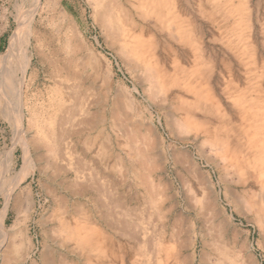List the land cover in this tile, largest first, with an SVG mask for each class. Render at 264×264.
Listing matches in <instances>:
<instances>
[{"label": "bare ground", "instance_id": "bare-ground-1", "mask_svg": "<svg viewBox=\"0 0 264 264\" xmlns=\"http://www.w3.org/2000/svg\"><path fill=\"white\" fill-rule=\"evenodd\" d=\"M91 1L94 3V17L104 27L107 36L114 39V45L121 47L122 56L129 60L131 64L136 65L135 68L142 72L146 82L149 84L148 90H150L151 99H154L155 102L166 101L169 104L170 112L166 116L172 137V166L182 180L183 187L188 193V200L195 207L199 206V215L202 216L201 212L207 211L212 218L217 215V217H223L221 211L216 208L217 200L222 194L217 185H220L221 188L224 187L227 203L229 205L236 203L235 206H237L239 196L237 191L225 181L227 176H232L238 183L243 185L252 182L264 188V105L261 100L247 97V94L244 92L245 89H241V92L235 95L237 88L236 84H233L235 81L234 73L224 62H222L221 66L211 64L213 66L209 68L213 72L212 75L215 72L217 73L215 87L209 82L212 75H208L206 79L201 80L203 84L197 83L199 80L194 83L198 77L197 74H199L197 63L189 67L185 66L186 64L182 62L184 60L179 62L180 59L178 58H181L179 51L170 47L171 50L175 51V54L169 70L161 65L160 57L157 56L156 58L155 56L158 52L157 45L159 44L154 41L156 34L153 37L145 39L146 30L148 32L150 30H160L149 26L148 21L152 17L157 21L162 30L170 31L169 37L171 39L182 43L183 47L181 49L183 50L184 48L188 51L183 50V54L201 53V49L198 48L192 38L191 30H195L192 27L194 24L191 25L189 19L182 17V14H180L184 12V3L185 11H187L186 5L190 4L191 0H179L178 2L176 0H86L85 4L89 5ZM214 1L219 2V0ZM234 1L225 0L229 16H232L231 6L234 4ZM32 3V9L28 11L27 22H21L22 24L17 26L11 36L9 41L10 49L2 55L0 67V97L4 94L9 97L13 96L12 102L14 101L13 106H15L13 108L14 123L16 122L18 125L19 131L23 129L25 121L23 109H26L29 113L27 128L35 130V135L32 136V139L29 138L30 141H27V139L23 140V137L21 140V142H24V165L22 166L21 178H25L27 173L28 175L30 173L34 174L36 171H39L38 169L41 170L31 149L32 145L37 148L44 147L52 156H55L54 154H58L59 156L64 151L66 154L69 153L70 155L71 153L75 156L79 154V150L77 149V145L72 143L71 138L77 136L78 141L83 140L86 145L89 144L93 148V140H89L91 135L90 131L88 132L89 128L87 125L93 126L96 119L103 120L96 114L92 115L93 112H91L94 110L97 113H101L97 111L100 108L93 105L90 100V90L93 88L92 84L94 82L91 81V74L87 70L91 66V70L96 72L95 76L102 75L105 68L101 64V59L91 52L85 40L80 36L81 34L79 35L77 32L78 25L76 26L72 14L69 15L67 12L60 11L59 8L55 7L53 0H46L45 3H43V0H33ZM234 8L241 12L244 28L245 30H249L247 1L241 0ZM46 11L51 12L54 18L55 16L57 17V26L60 25L62 28L66 26V30L53 31L49 30L51 28L47 29L43 27L41 19L44 18L42 16L43 13H47ZM86 12V10L82 11V16L86 17ZM185 14L187 15V12ZM38 16L39 21L37 20ZM213 20L215 22L211 23L216 25V18ZM25 24L27 31L25 34L22 33L24 35H22L23 39L20 41V43L22 42V54L19 58L20 61L18 63L15 61L18 65L16 66L14 63L16 66L14 67L12 65L14 58H12L11 53H13V49L19 43V39H21L19 36L20 30ZM227 47L234 53L231 43H228ZM78 52L82 53L84 58L79 70L75 59V55ZM34 61L36 62L34 63ZM33 66L36 68L34 69ZM42 66L45 68L48 66L51 69V80H53V89L51 87V90L48 91V108L46 110L48 112H44L45 114L40 111L44 108L41 105L43 103L39 101L42 100L41 98L29 103H24L26 101H23L24 96L30 89H33L37 82L39 76L38 67ZM30 72L31 76L29 77ZM237 79L240 81L239 78ZM222 81H224L225 88L222 89V95L220 94L219 98L216 92L220 89L219 85ZM38 93L39 91L34 95L36 98L40 95ZM125 99L127 100L125 91L123 94L116 93L114 103L122 106L123 103L127 102ZM68 102L72 103L69 106L71 108L67 107L68 109H66V105L69 104ZM132 103L135 104V101ZM98 104L101 105V102L98 101ZM113 114L114 119L120 120V111H116ZM123 125L125 126L126 124L124 123ZM125 128L128 127L125 126ZM151 131L150 129L149 134L147 133L146 136H142L140 131L131 128L130 125L124 136H127L129 140L126 144L128 148L127 156L130 161L128 172L136 180L141 170L144 171L141 183L154 199L159 197L161 192L155 194L157 186L151 179L152 169L150 168L148 157L150 150L157 144V139ZM101 135L98 134L96 136L99 137ZM96 136L95 138H98ZM190 137H192L191 141L195 144L201 141L202 146H198V157L206 159L207 163L212 167L213 175L221 174L219 161L224 164L221 169L225 171V179L218 178V183L215 184L210 172H204L197 162H192L190 154L181 146L189 141ZM90 138L94 137L91 136ZM117 144L119 147L121 146L120 143L117 142ZM60 147H62L61 152L58 150ZM101 150L105 152L104 154L107 157H105L106 159L103 163L105 168L108 169L110 164H112L111 167L119 163L123 164L125 160L124 156L118 153L111 143L107 142L102 146ZM80 153H82V157L79 154L76 159H73L76 161L74 162V168H72L73 164L71 165L70 162V167H68L69 165H65L68 169L63 165H61L62 168H59V170L56 169L59 172H64L65 169L68 171L71 169L73 171L74 169L78 173V177H74L73 179L77 178L75 183L69 181L68 185L65 181L66 186H64V190L59 191L60 188H57V186L53 190V210L58 215L56 219L58 224L54 228L53 233L55 238L57 237V240H59L60 247L68 252L78 254V257L80 255L81 258L79 259L84 261L82 264H127V259L129 258H125L126 256L128 257L129 250H133L134 244L138 245L145 252V257L156 258V262L160 260L158 264H169L171 261H176L179 264L183 262L185 264L187 258L183 257L181 259L173 245L164 246L163 244L167 241L163 243V238L160 243L156 242L155 239L146 235V229L144 227L140 228L138 223H136L137 221L135 224H131L127 220L129 217L135 218L128 211L127 202L129 201L122 199V197L120 199L118 196L120 193L115 195L116 189L113 191L109 186L107 188L102 185L101 179L106 177L101 176L99 179L95 176V182L87 179L89 178L88 173L85 174L83 172L90 169L94 170L97 166L92 162L94 167L91 168L93 165L88 164L86 160L87 153L84 149ZM59 157L62 156L60 155ZM63 159H66V156ZM66 160H69V157ZM119 166L122 165L119 164ZM182 170L184 173H180ZM86 176L87 178H85ZM21 178L19 177L18 179ZM138 178L140 177L138 176ZM52 183L50 182L47 188H53L55 182ZM100 183L105 187H97V189L103 192L99 194H104L103 197L106 202L104 199L103 201L107 203L109 210H118L122 216V218H116L115 216H111L110 218L107 215V218L111 219L112 223L111 221L106 222L111 223L119 233L124 234V238L130 242L132 241L131 245L128 241L124 246L122 241L125 242V240L121 238L123 236L119 235V237L116 233L112 235L107 229L108 224H101L102 214L100 216L93 214L91 207L88 208L89 206L84 200L87 190L89 187L95 188L97 185L100 187ZM136 184L133 180L131 186L134 187ZM58 186L61 187V184ZM103 188L107 190H103ZM23 191L22 194H24ZM25 193L29 194V192ZM11 195L12 189L10 188L8 192H5V207L0 211V256L3 259L2 264H10L12 259L14 260L10 256L14 257L21 253L22 247L25 241H27V230L25 232L23 227L20 226L19 218L21 216L15 219L14 224L9 230L5 228L6 218L11 208V200L20 204V198L17 199L18 197L16 196L15 200H13ZM28 197V199L24 198L25 200L27 199V202L29 201V205L31 206L34 200L30 194ZM156 199L159 200L160 198ZM154 202H156L155 199ZM250 210L254 211L260 223L264 224V206H251ZM223 218L224 220L220 224L222 227L224 224L231 223L229 217L224 215ZM179 222L182 221L179 220ZM132 223H134V220H132ZM218 226L217 228H219ZM182 233L183 229L177 224L173 230L171 241L176 243L174 239L176 237L179 238V234ZM217 233V237H221L222 229ZM221 248L220 257L216 261H213V264H241L240 256L233 248H227L226 246H222ZM56 255L54 246H47L42 255H40V263L57 264ZM59 259L60 264H81V262L76 263V259L67 258L66 256L59 257ZM200 259L201 264H207L213 260L206 253L201 255ZM130 264L132 263L130 262Z\"/></svg>", "mask_w": 264, "mask_h": 264}, {"label": "rangeland", "instance_id": "rangeland-1", "mask_svg": "<svg viewBox=\"0 0 264 264\" xmlns=\"http://www.w3.org/2000/svg\"><path fill=\"white\" fill-rule=\"evenodd\" d=\"M45 1L46 0H43V3H45ZM176 1L178 2L179 0ZM240 1L241 0H235L234 4H232V16H229L230 14L227 11L225 0H219V2L214 0H191L190 4L186 5L187 11H185L184 3V12L180 14H182V17L189 19L191 25L194 24L192 27L193 29L195 28V30H191L193 35L192 38L198 48L201 49V53H194L191 55L186 53L183 54L186 50L184 48V51L181 49L183 47V45H181L182 43L171 39L169 37L170 31L162 30L157 21L152 17L148 21V24H150L149 26L160 30H150V32L146 30L147 34L145 39L151 36L153 37V35L156 34L154 41L159 44H156L158 46V52L155 56L156 58L159 56L161 65L169 70L172 58L175 54L173 49L179 51V56L181 57L178 58L180 59L179 62L184 60L182 62L186 64L185 66L189 67L197 63L199 74H197L198 77L194 83L198 80L197 83H202L201 80L206 79L208 75H212L213 72L209 69L213 66L211 64L221 66L222 62H224L234 73L235 81L233 84H236L237 88L235 95L239 94L241 89H245L244 92L247 94V97L255 98L259 101L261 100L264 105V0H246L249 30H245L244 28V20L241 12L234 8ZM32 2L33 0H0V67L2 55L10 49L9 41L11 36L18 25L27 22L28 11L32 9L33 6ZM85 2L86 0H53L55 7L59 8L60 11L67 12L69 15L72 14L76 26L78 25L77 32L79 35L81 34L80 36L85 40L91 52L101 59V64L104 65L105 68L103 74L99 76L96 75L97 77L95 76L96 72L91 70V66L87 69L91 74V81L94 82L92 84L93 88L90 90V100L93 105L100 108V110L97 111L101 113H97L94 110L91 112H93L92 115L96 114L103 119H96L93 126L87 125L89 128L88 132L90 131V135L94 137H89V140H93L94 146L92 148L89 144L86 145L83 140L78 141L77 136L71 138L72 143L77 145L80 155L82 154L80 153L82 149L87 153L86 160L88 164L97 166L94 170L90 169L86 172L84 171L83 173H88L87 175L89 176V178H87V176L85 178L95 182V176L99 179L101 176L106 177L101 179L102 185L107 188L109 186L113 191L116 189L115 195L120 193L118 195L120 199L122 197V199L129 201L127 202L128 211L131 212V216H135V218L129 217L127 220L131 224H135L137 221L136 223H138L140 228L144 227L146 229V235L155 239L156 242L160 243L163 238V243L167 241L163 244L164 246L173 245L181 259L183 257L187 258L185 264H199V262L201 264L200 256L204 253L208 254V256L213 259L207 264H213V261H216V259L220 257L222 246L233 248L234 251L239 254L241 264H264V224L260 223L255 212L250 210L251 206H264V188L252 182L243 185L238 183L232 176H227L225 181L238 193L237 206H235L236 203L231 205L227 203L224 187L221 188L220 185H217L222 194L217 200L216 208L221 211L223 217L224 215L229 217L231 223L224 224L222 227L220 224L224 220L223 217H217V215V218H212L207 211H202L201 213L203 215H199V206L195 207L194 204L188 200V193L183 187L182 180L180 176L176 174L172 166V137L166 116L167 113L170 112L169 104L166 101L155 102L154 99H151L150 90H148L149 84L146 82L142 72L135 68L136 65L131 64L129 60L122 56L121 47L119 45H114V39L107 36L104 27H102L101 23L94 17V3L91 1L89 6L86 5ZM84 10L87 11L86 17L82 16V11ZM46 12L48 14L43 13L42 18H44L41 19L44 25H42L43 27L47 29L51 28L49 30L53 31L66 30V26H63V28L60 25V27L57 26L56 16L54 18L51 12ZM186 12L187 15L185 14ZM214 18H216V25L211 23L215 22V20H213ZM37 20H40L39 16ZM26 31L25 24L20 30L19 36L21 39H19V43L15 47L16 49H13L14 55L11 53L13 56L12 58H14L12 64L14 67H16L18 65L17 63L20 61L19 58L22 54V42L20 43V41H22V35H24ZM228 43L232 44L234 53L227 47ZM170 47L173 49L171 50ZM75 59L79 70L84 60L83 54L78 52L77 55H75ZM35 62L36 61H34V63ZM35 68L36 67H34V69ZM38 70L39 76L37 82L33 89H30L24 96L23 101H26L24 103H29L41 98L42 100L39 101L43 103L41 105L45 110L43 111L42 109L40 111L41 113H47L48 91L53 89V80H51L50 74L51 69L48 66L46 68L42 66L38 67ZM30 74L31 72L29 73V77L31 76ZM216 77L217 73L215 72L209 81L214 87L216 85ZM237 78H239L240 81ZM219 86L220 89L217 90L216 95L220 98L222 89L225 88L224 81H222ZM38 91V95H40L36 98L34 95L37 94ZM124 91L127 94V100L125 99L127 102L123 103L122 106L116 105L114 103L116 93L123 94ZM32 96L34 100L31 98ZM13 99V96L9 97L6 94L0 97V211L5 207V192H8L11 188V198L13 200H15L16 196L18 197L17 199L20 198L21 205L11 200V208L6 218L5 228L9 230L14 224L15 219L21 216L19 218L20 226L23 227L25 232L27 230V241H25L21 253L14 257L10 256L14 258V260L11 258L13 262L11 261L10 264H41L40 255H42L47 246H54L56 249L57 264H60L59 257L63 256L74 258L76 259V263L81 262L82 264L84 261L79 259L81 258L80 255L78 257V254L62 249L59 240H57V237L55 238L53 233L54 228L58 224L56 220L58 215L53 210V190L56 189V186L60 188L59 191L64 190V186H66V184L69 185V181L75 183L77 178H75V180L73 179L74 177H78V173H76L74 169L73 171L72 169L70 171L67 169L70 167V162L71 165H74L76 161L73 159H76L79 154L75 155V157L71 153L70 155L69 153L66 154L64 151L65 154L64 152L60 153L62 157H59L60 155L58 156V154L52 156L44 147L37 148L32 145L31 149L37 159L38 167L41 168V170L38 169L39 171H36L34 174L29 172V175L27 173L25 178H21L22 166L24 165V142H21V140L23 137V140L27 139V141H30L32 136L35 135V130H29V128H27L29 113L28 110L26 111V109H23L25 121L23 129L19 131L18 125L16 122L14 123L13 120V108H15V106H13L14 101L12 102ZM7 100H9L8 102L10 103H8ZM98 101L101 102V105L98 104ZM134 101L135 104L132 103ZM68 103L66 109L71 108L69 106H71L72 103ZM119 108L121 109L118 110ZM116 111H120V120L113 118V113ZM124 123L128 128L131 125V128L140 131L142 136H146L147 133L149 134L151 129L153 136L157 139V144L150 150L148 157L150 160V168L152 169L151 179L157 186L155 194L161 192L159 197H156L160 198L159 200L154 198L156 202H154V199L146 190V187L141 183L144 171L141 170L139 173L140 175L138 176L140 178H138V176L136 177L138 181L130 176L128 172V164L130 161L127 156L128 148L126 144L129 140L127 136H124L128 131V128H125L123 125ZM98 134L102 135L98 137L96 136ZM95 136L98 138H95ZM191 138L192 137L181 146L190 154L192 162H197L204 172H210L212 174L211 165L207 163L205 158L198 157V146H202L201 141L195 144L191 141ZM107 142L111 143L116 151L124 156L125 160L123 164L119 163L122 166L117 164L111 167L112 164H110L108 169L105 168L103 163L107 157L101 148ZM117 142L121 144L120 147ZM61 148L62 147L58 148V150H62ZM63 155L66 156V159L69 157L70 161L63 159L65 157ZM66 161L69 162L67 163ZM61 165L69 166H65L67 169H65L64 172H59L56 169L59 170V168H62ZM73 165L72 168L75 167V165ZM94 165L91 166V168L94 167ZM219 165L221 168L224 166L220 161ZM221 168V174H212L215 184L218 183V178L225 179V171ZM74 171L75 173H73ZM180 173H184V171L182 170ZM92 176L94 177L92 178ZM19 177L21 179H18ZM133 180L137 183L134 187L131 186ZM50 182L55 183L54 187L49 189L47 187H49L48 185ZM101 183L100 187L99 185L95 188L89 187L84 200L87 202L88 208L91 207L93 214H98L99 216L102 214L103 218L100 220L101 224L105 225V223H107V229L112 235L116 233L118 236H123L121 238H123L125 242L122 241V244L125 246V243L129 240L124 238V234L119 233L111 224L112 220L107 218V215H109L110 218L111 216L122 218V216L119 214L118 210H109L107 203H105V198L103 197L104 194L100 195L103 193L101 192L102 190L100 191V189H97V187L101 188ZM60 184L61 187L58 186ZM12 186L15 189H13ZM104 188L103 190H107ZM22 189L25 190L23 191ZM22 191L24 194H22ZM25 192H29L31 195L34 200L33 205L30 206L29 201H26L29 198V194ZM24 197L27 199L25 200ZM126 197H130L128 198L129 200ZM79 198L77 199L80 200L81 198ZM24 202L25 204H23ZM132 220H134V223H132ZM179 220L182 222L178 223ZM106 221H111V223L109 224V222ZM177 224L183 229V233L179 234V238L176 237L174 239L176 241V243H174L171 241V237ZM217 225H219V228H217ZM221 229V237H217V232ZM129 243L131 245L132 241H129ZM134 245L133 250H129V255L125 258H129L127 259V264H130V262L132 264H158L160 262V260L156 262V258L145 257V252H143L138 245ZM1 258L0 256V264L3 263V259ZM169 264L179 263L171 261ZM181 264H183V262Z\"/></svg>", "mask_w": 264, "mask_h": 264}]
</instances>
